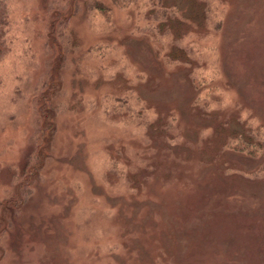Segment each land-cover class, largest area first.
<instances>
[{
  "label": "rangeland",
  "instance_id": "obj_1",
  "mask_svg": "<svg viewBox=\"0 0 264 264\" xmlns=\"http://www.w3.org/2000/svg\"><path fill=\"white\" fill-rule=\"evenodd\" d=\"M3 1L0 264H264V0Z\"/></svg>",
  "mask_w": 264,
  "mask_h": 264
},
{
  "label": "trees",
  "instance_id": "obj_2",
  "mask_svg": "<svg viewBox=\"0 0 264 264\" xmlns=\"http://www.w3.org/2000/svg\"><path fill=\"white\" fill-rule=\"evenodd\" d=\"M120 1H122V0H120ZM123 1L125 2V4H129V3L135 2L136 0H123ZM4 3L5 2L3 0H0V55H1V53H5L7 50V47H8L7 41L5 40L6 27H7V17H6V6ZM50 88L51 87L49 86V89ZM45 100L47 101V99H45ZM38 107L40 108L39 111L42 112L43 106L41 107L38 105ZM50 134H51V132H50ZM49 137H50V135H49ZM44 149H46V148L44 147Z\"/></svg>",
  "mask_w": 264,
  "mask_h": 264
}]
</instances>
